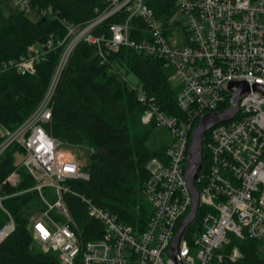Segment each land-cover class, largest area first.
Returning <instances> with one entry per match:
<instances>
[{
    "label": "built area",
    "instance_id": "2783aa9c",
    "mask_svg": "<svg viewBox=\"0 0 264 264\" xmlns=\"http://www.w3.org/2000/svg\"><path fill=\"white\" fill-rule=\"evenodd\" d=\"M13 1L20 11L32 10L29 0ZM178 3V13L186 18L189 28L182 45L169 38L181 23L167 33L145 0H114L115 7L108 14L84 25H66L67 34L59 42L64 49L39 106L15 129L0 124V160L17 145L27 156L22 166L35 181L31 191L38 193L40 207H34L30 219L33 238L45 252L55 253L61 264H213L216 259L236 263L243 257L239 248L226 250L233 240L258 241L264 248V96L254 90L256 85H264V0ZM122 9L129 17L110 26V37L94 33L107 17ZM40 12L42 17L52 13L50 9ZM135 15L144 20L146 29L144 37L133 39L130 21ZM81 42L95 46L102 63L125 47L163 58L167 66L175 67L169 78L180 87L178 115L163 111L154 96L141 91L137 95L144 106L142 124L163 128L173 138L163 155L146 164L149 178L142 195L151 207V216L144 230L120 222L75 193L86 202L88 215L103 225L101 235L89 239L65 200L70 192L66 182L89 180L90 175L58 150L60 143L44 124L52 120L58 82ZM54 43L51 35L45 44L30 47L28 56L3 62L0 67L33 75ZM229 83H245L250 93L240 100L234 119L205 134L203 154L206 151L208 156L204 155L206 160L195 181L196 189L197 183L201 188L199 210L179 234L193 205L186 177L192 134L201 119L231 107L234 94L226 90ZM19 178L16 171L7 181L17 185ZM2 200L0 197L8 219L0 231V244L16 229Z\"/></svg>",
    "mask_w": 264,
    "mask_h": 264
},
{
    "label": "trees",
    "instance_id": "16d2710c",
    "mask_svg": "<svg viewBox=\"0 0 264 264\" xmlns=\"http://www.w3.org/2000/svg\"><path fill=\"white\" fill-rule=\"evenodd\" d=\"M29 1L33 10L50 9L52 13L35 21L24 11L7 15L0 9V66L28 56L30 47L45 44L51 35L55 36V43L33 75L23 76L13 68L0 67V124L9 129L21 125L42 101L64 49L59 42L67 34L66 25L87 24L115 7L114 0ZM145 5L167 33L177 26L178 0H145ZM128 17L129 13L122 9L107 17L94 33L110 37V26ZM130 23L131 38L144 37V20L135 15ZM96 51L95 46L87 43L78 45L58 82L52 120L44 124L59 143L87 145L93 151L92 164L87 169L90 179L68 180L70 192L65 194L71 215L87 230L85 236L89 239L98 238L103 225L88 215L86 202L80 196L126 225L138 230L147 227L151 207L142 195L149 178L146 164L163 155L167 147L153 151L148 146L156 128L142 124L144 106L137 95L141 91L154 96L163 111L178 115L180 90L165 73L167 63L163 58L124 47L102 63ZM130 73L138 79L139 89L131 88L124 77ZM19 151L14 145L0 160L1 204L16 224L15 231L0 244V264H61L55 253L36 248L38 243L33 238L30 219L31 210L40 207V203L38 193L31 191L35 185L33 177L25 167L16 166ZM204 155L208 156L206 151ZM205 166L206 163L204 169ZM16 171L20 182L12 185L7 180ZM196 186L201 189L198 183ZM7 219L0 205V231ZM233 247H238L243 256L239 261L216 259L213 264H264V251L258 241L236 239L226 250Z\"/></svg>",
    "mask_w": 264,
    "mask_h": 264
},
{
    "label": "rangeland",
    "instance_id": "374dc122",
    "mask_svg": "<svg viewBox=\"0 0 264 264\" xmlns=\"http://www.w3.org/2000/svg\"><path fill=\"white\" fill-rule=\"evenodd\" d=\"M0 9L7 15L20 12V9L16 6L13 0H0ZM26 15L28 18L35 21L41 19L42 17L40 11L33 9L26 12ZM176 21H179L182 26L176 28V30H174V32L170 34L169 38L173 44L182 45L187 40V34L189 32V28H187L186 26L188 22L186 18L179 13L176 16ZM164 71L168 75H173L175 73V67L173 65H168L165 67ZM124 77L129 81L130 86H137V84L139 83L138 79L132 73L124 75ZM172 142H173L172 135L167 130L163 128H159L152 133L148 141V146L151 148V150L158 151L162 148L171 146ZM58 150L62 153L67 154L69 158H71L74 162H76L83 171H87V169H89L92 164L91 157L93 151L87 145L76 146V145L60 143L58 145ZM26 158L27 156L24 155L23 153H17L16 166L18 167L22 166ZM17 174H19L18 171ZM19 182H20V178H19ZM34 209L36 208H33L31 210L32 214L34 212ZM36 246H37L36 247L37 250L39 251L43 250L41 245L36 244ZM261 249L262 251H264L263 247H261Z\"/></svg>",
    "mask_w": 264,
    "mask_h": 264
},
{
    "label": "water",
    "instance_id": "95a60500",
    "mask_svg": "<svg viewBox=\"0 0 264 264\" xmlns=\"http://www.w3.org/2000/svg\"><path fill=\"white\" fill-rule=\"evenodd\" d=\"M226 90L233 93L234 96L231 99V107L217 114H209L199 121L196 125L189 148L188 166L186 170V177L189 188L193 195V205L189 216L185 219L179 234L184 232L186 228L194 221L197 216L200 204L199 192L195 187V181L198 179L199 174L203 167V162L206 160L203 154V144L205 134L211 130L214 126L234 119L238 114L240 100L250 93V88L245 83H229L226 86ZM255 91H259L264 96V85L254 86Z\"/></svg>",
    "mask_w": 264,
    "mask_h": 264
}]
</instances>
